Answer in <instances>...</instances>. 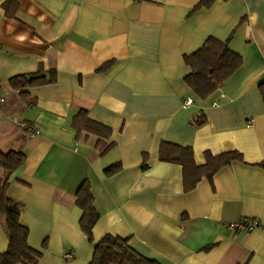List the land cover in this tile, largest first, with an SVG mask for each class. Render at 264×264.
Masks as SVG:
<instances>
[{"label":"crops","instance_id":"crops-1","mask_svg":"<svg viewBox=\"0 0 264 264\" xmlns=\"http://www.w3.org/2000/svg\"><path fill=\"white\" fill-rule=\"evenodd\" d=\"M4 1L0 151L23 153L26 162L12 174L0 168V182L8 179L9 196L24 205L20 223L29 247L41 253L38 264L91 261L94 245L75 205L85 180L99 215L94 243L107 235L128 239L158 264H264V167L258 166L264 164V0H214L196 11L201 0H16L17 19L5 16ZM210 37H231L229 47L243 64L201 100L184 82L190 73L184 56ZM39 67L54 82L13 88ZM80 109L111 128L116 147L104 157L95 136L71 128ZM197 117L206 124L191 125ZM16 121L41 134L31 138ZM162 142L190 147L197 165L205 151H238L244 163L233 162L185 193L181 167L159 161ZM115 163L122 170L105 177ZM244 218L258 220L261 229L227 230ZM8 243L2 219L0 254Z\"/></svg>","mask_w":264,"mask_h":264},{"label":"trees","instance_id":"trees-1","mask_svg":"<svg viewBox=\"0 0 264 264\" xmlns=\"http://www.w3.org/2000/svg\"><path fill=\"white\" fill-rule=\"evenodd\" d=\"M213 2L214 0H201L193 11L208 8ZM2 8L7 18L17 19L18 3L16 0H5ZM230 40L231 37L226 41L210 37L196 52L184 56V63L190 70L184 82L201 100H205L221 88L243 64L242 56L230 49ZM111 65L112 62L102 66L97 73L107 71ZM47 73L52 77L54 71ZM44 74L45 71L39 67L37 76L28 80L27 77H23L21 81L13 83V88L20 89L54 82L53 77L52 81L46 82ZM259 92L264 103V83L259 86ZM205 124V117H197L191 121V125L197 128ZM71 128L78 136L82 132L95 136L97 138L95 148L101 157L116 147L115 143L109 142L111 128L92 120L85 109H80L73 117ZM203 155L204 163L197 165L190 147L167 142H162L159 147L160 162L181 167L185 193L193 191L203 179L211 181L220 170L233 162L244 163L242 154L238 151H228L219 155L205 151ZM25 162L26 157L23 153L0 151V168L8 174L21 169ZM146 162L147 155L144 154L142 170L147 168ZM258 166L264 167V164H258ZM121 170V163L112 164L104 170V176L111 177ZM9 185L8 179L0 182V223L4 219L9 240L6 251L0 254V264H38L41 253L29 247L27 243L29 231L20 223L24 205L9 196ZM75 205L82 212L79 227L88 243L94 245L93 255L88 264H158L138 254L130 246L128 239L107 235L94 243L92 231L99 215L94 207L91 184L88 180H85L78 188L75 194Z\"/></svg>","mask_w":264,"mask_h":264},{"label":"built area","instance_id":"built-area-1","mask_svg":"<svg viewBox=\"0 0 264 264\" xmlns=\"http://www.w3.org/2000/svg\"><path fill=\"white\" fill-rule=\"evenodd\" d=\"M192 101L189 99H186L183 103L184 107H189L191 106ZM0 107H1V102H0ZM19 124V127L25 132L27 133L31 138H35L38 137L41 133L40 130H38L36 127H34L33 125L27 123V122H23V121H16ZM253 124V120L248 122V125H252ZM227 230L229 231H253V230H257V229H261V223L256 220V219H241L237 222H232V223H227L226 225ZM73 258V253L69 252L65 255V259L70 260Z\"/></svg>","mask_w":264,"mask_h":264}]
</instances>
